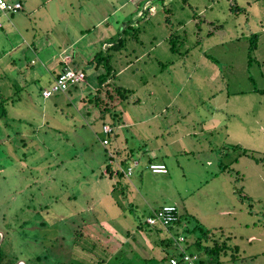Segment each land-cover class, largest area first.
I'll return each mask as SVG.
<instances>
[{"label": "rangeland", "instance_id": "obj_1", "mask_svg": "<svg viewBox=\"0 0 264 264\" xmlns=\"http://www.w3.org/2000/svg\"><path fill=\"white\" fill-rule=\"evenodd\" d=\"M143 1L133 6L132 0H61V7L72 12L74 18L65 15L61 25H54H58L54 33H46L45 27L50 25H40L42 32L18 33L14 40L1 35L7 23L0 27V67L5 70L0 73V93L14 101L11 112L15 110L21 121L9 127L0 122V238L7 229L28 221L30 237L38 236L46 245L54 243L52 264H58L59 257L65 262L88 256L94 264L107 259L106 264L119 254L126 260L160 259L166 252L185 250L193 240L192 232L177 225L172 227L171 242L165 239V233L154 229L137 230L134 211L128 210L127 202L138 207L139 214H145L144 209L140 210L142 199L152 207L174 204L181 226L191 231L197 226V236L200 229L216 233L225 227L233 235L241 234L245 227H240L239 221H264V0H249L244 12L241 0H166L167 5L159 9L154 5L157 0ZM149 2L148 10H143L142 6ZM48 6L54 8L55 3L49 0ZM233 6L241 11L234 17L230 13L234 15L239 10H232ZM135 9L146 16L136 18ZM105 16L99 23L102 25L97 24ZM130 18L139 24L144 45L160 43L156 59L151 58L147 64L139 60V41L127 45L128 50L116 65L121 71L106 81L134 91L128 93V101L121 108L111 111L119 122L103 126L110 131L107 146L113 156L109 163L111 167L120 165L118 168L125 173L123 185L128 197H123L122 185L115 184L116 173L110 175L104 168L102 121L93 122V111L87 107L90 89L96 88V79L94 83L87 81L92 69H86L87 77L82 81L89 87L78 92L81 101H64L56 107L53 103L57 101L53 100L61 97L60 92L49 97L42 94L52 82L44 78V74L48 75L47 65L39 54L47 58L54 53L55 61L70 64L73 57L67 53L71 49L67 44L74 42L81 29H88L85 34L92 35L94 28L101 29L109 23L112 30L106 37L114 38L120 25ZM209 31L213 34L207 35ZM252 33L258 36L254 48L249 45ZM170 38L175 44L170 49L174 53L167 49ZM31 40L38 51L29 45ZM13 42L15 47L9 49L8 43ZM49 42H53L51 47L44 49ZM61 44L68 49L60 52L57 48ZM99 45L105 50L112 44L106 41ZM90 53L87 50L86 55ZM159 77L161 80H157ZM148 101H183V105L170 108L163 122L150 120L141 124L139 116H149L143 110ZM211 110L218 119L209 123L206 119ZM106 117L110 121L108 114ZM17 129L22 130L18 136ZM158 133V137L153 136ZM191 133L196 137L192 138ZM173 139L181 141L182 148L175 144V148L168 149L162 158L168 166L165 173L152 172L146 162L152 156L148 154L151 150L146 147ZM139 143L146 144L144 150L140 149L143 152ZM186 147L188 151L181 152ZM243 149L253 151L258 160L241 153ZM129 150L133 158L127 165L124 160ZM248 204L256 211L254 215L239 212L238 207ZM230 208L236 211V219L233 212L225 214L224 210ZM260 229L264 232V228ZM205 242L212 244L213 240ZM9 243L22 254L16 236ZM188 250L197 251L190 246ZM234 261L264 264V257L255 263L243 258ZM21 263L23 260L17 262Z\"/></svg>", "mask_w": 264, "mask_h": 264}, {"label": "trees", "instance_id": "obj_2", "mask_svg": "<svg viewBox=\"0 0 264 264\" xmlns=\"http://www.w3.org/2000/svg\"><path fill=\"white\" fill-rule=\"evenodd\" d=\"M13 1V0H12ZM161 3H163V8L167 5L164 4V2L166 0H160ZM210 1V0H209ZM254 2H258L259 0H253ZM252 1V2H253ZM211 2H215V1H211ZM241 3L244 4L241 10H243V12L248 8V6L250 5V1L249 0H241ZM241 6V5H239ZM232 10H235V8L237 10L240 11V8L237 6H233L230 7ZM234 11V15L233 13H230V15L232 17H234L236 14L241 13V11ZM142 16V15H141ZM130 21L131 19H129L128 21H126V27H123V31L122 34H124L123 37L119 38L117 40V42L115 43V45L112 46L113 50H126V48H128L127 45L134 43L133 41H139V51L140 50H144L145 48H149L152 45H156V44L152 43L149 46L148 45H144V41L141 38L142 34L140 31V27L139 24L136 25L135 27L130 25ZM212 23V22H210ZM222 25H220L221 27ZM213 32L209 31L207 33V35H212ZM172 36V35H171ZM170 36V37H171ZM139 37V39H138ZM141 38V39H140ZM256 38H258L257 34L252 33L250 35V47L254 48L256 46ZM152 40V39H150ZM148 40V41H150ZM255 40V41H254ZM170 42L171 44L168 46L170 47V49H174L175 44L172 43V40L170 38ZM137 43V42H136ZM157 47L155 46L153 48V53L156 52ZM135 48L132 49L131 52H134ZM152 52H150L147 57H145L147 61H149L151 58L155 59L154 56H152ZM101 56H98L100 55ZM95 57V59H91L90 62H93V69L94 70H99L102 69L101 71H99L95 77H96V88L90 89L89 92V100L87 101V107L92 109L94 117L93 118V122L95 120L100 119L102 121V125H101V130L104 133L103 130V126L105 123H108L112 126H114L115 124H117L119 122L118 118H114L116 117L115 115H113L111 113L112 109H116V107L118 106L119 108H121L120 106L122 104H124V101H128V93L132 92L133 90L130 88H127L125 86H122L120 84H114V83H108L106 82L107 79L109 78L110 75H113V77L116 75L117 72V62L119 61V59L121 60V58H117L115 59L113 57L112 53L106 54L104 55L103 53H100ZM97 58V59H96ZM151 62H154L151 61ZM164 66V64H162ZM86 68L81 69L84 74L85 77H87V73H86ZM65 68H63L56 76H54L52 84L54 82V80L57 78V76L64 70ZM75 71L77 70L76 68H73ZM115 74V75H114ZM87 80V79H86ZM82 83V82H81ZM81 83L78 84H73L71 86H69L66 91L64 92H60L61 97L65 100V102L68 101H72L75 100L79 97V93L80 92V88H82L83 91L87 90L88 83ZM51 84V85H52ZM114 84V85H113ZM134 92V91H133ZM69 103V102H68ZM108 114L109 120L108 121L106 118V115ZM110 114V116H109ZM120 114V113H119ZM6 120H8L6 118ZM21 122V121H18ZM10 123L12 122H8L5 121L4 124L6 125H11ZM16 123V122H14ZM20 130V129H19ZM18 133V131L16 132V134ZM105 136L108 138L110 136L109 134L104 133V137L101 139L102 140L105 138ZM111 143V142H110ZM103 144V143H102ZM104 145V144H103ZM109 145V143L107 144ZM107 145H104L105 147V156H106V163L104 165V168L106 169V171L110 174L113 175L114 173H116L117 175V180L116 181V185H122V191L121 194L123 197H128V194H126V189L125 186L123 185V182H125V173L122 169L118 168L120 167V165H118V167L114 166V170L113 166L111 167L109 160L112 159L111 156L112 153L110 152V149ZM243 154H248L250 157H252V159H254L255 161H257L258 159L254 156V152H247V150L243 149L242 152ZM131 155V154H129ZM131 158H133V156H128L127 160H124V164L129 165L131 163ZM236 160V159H235ZM262 161V159H261ZM122 168V167H121ZM243 198L245 199L246 196L244 195ZM241 197V199H243ZM243 199V200H244ZM127 207L128 210L130 211H134L133 214V220H134V224L137 230H141L143 227H148L151 229H154L155 232L157 233H165L164 237L165 239L168 240V242H171V230L172 227L178 224L181 225V219H180V215L178 212V216H177V220H175V222H173L172 224H169L168 227H163L161 224L159 223H155L153 225H148L147 224V218L148 216L153 215L155 212H158L162 206L159 207H154V209H152L150 212H146L139 214L137 212L138 207L134 206V205H130L129 202H127ZM251 205V204H249ZM130 207V208H129ZM28 221H22L21 223H19L18 225L12 226L14 229L10 230L7 229L6 232L2 233L3 235V240L0 243V264H17V262H19L20 260H23V263L21 264H52L54 263V261H52L53 259H55V251L54 248H52V246L54 245V243L50 244V245H46L43 243V240L40 239L38 236H32L30 237V234L28 232V230L30 229L29 227H31V224L27 223ZM42 225H44V223H42ZM194 230L191 231V228L187 227L186 225H184L182 227L183 231L188 232H194L196 234V229L197 226L195 228H193ZM177 231V230H176ZM200 234L195 237V240L193 242V245L196 246V252L194 251H189L188 250V246L187 248H185V250L180 251H173L171 254H168V252L165 253V256L157 259L155 257H151V258H140L139 260H133V259H128L126 260V258H124V255H116L115 257L111 258L106 264H160L159 262H163L164 264H170L169 262V258L171 256H176L179 259V264H184V262L182 261V257L184 254L189 253L190 255H194L197 254V264H223L224 262L226 263L227 261H234L236 258H241L242 256L240 255L239 252V248L237 245L235 244H229L228 241L224 238L221 237H215L214 232L211 233V231L209 230H202L200 229ZM180 233V232H179ZM176 235H179L178 233L175 232ZM16 236L17 238V243L20 244L21 246V253L19 254V252L10 247V241L14 239V237ZM162 237V236H161ZM213 240L212 244H210L208 241L209 240ZM6 241V243L4 244V242ZM205 241H207L208 243H206ZM39 243H42V245L40 244V247H38ZM17 244V245H18ZM56 245V243H55ZM191 246V245H190ZM10 247V248H9ZM38 248V249H37ZM12 250V252H11ZM34 250V253H32V251ZM37 250V251H35ZM187 250V251H186ZM83 251V250H82ZM55 252V253H54ZM85 252L86 255H88V251H83ZM205 257V259H204ZM60 260H57L56 263L58 264H94V261L92 260L91 257L88 256L87 259H80V260H69V261H65L64 259L59 257ZM209 260L207 262V260ZM107 261V259H100V261L95 264H105V262Z\"/></svg>", "mask_w": 264, "mask_h": 264}, {"label": "crops", "instance_id": "obj_3", "mask_svg": "<svg viewBox=\"0 0 264 264\" xmlns=\"http://www.w3.org/2000/svg\"><path fill=\"white\" fill-rule=\"evenodd\" d=\"M10 1H12V0H10ZM13 1L21 3L22 7L20 9H18L17 11H14L12 13L1 15L0 16V23H1L0 27L3 28V26H4L3 24L7 23V25H6L7 28L4 31L2 30L1 35L4 37H8V35H9V37L12 39L14 38V40L16 39V36L18 35V33H21V34L27 33L29 30L32 32H36L39 29H40L39 32H42L43 27H41L40 25H46V26L50 25L49 27H45L46 33L47 34L48 33H54L53 29H55V31L58 30L57 29L58 25H57V27H54V25L57 23L61 25V20L64 19L63 17L65 15L68 14V19L74 18V15L72 12H66L61 7V5H62V4L60 5L61 0H52V2L55 3L54 8H51L48 6L49 0H13ZM139 1L142 2L143 0H138V1L132 0L131 3L133 6H136L139 3ZM145 1L146 0H144L143 3ZM168 1L167 2L165 1L164 4L168 3ZM149 4H151V2H149L147 4L148 6H146V7H144V5H143L142 9L144 10V9H147V7H150ZM154 5H155L156 9H159L162 7L163 3H161L160 0H157V4L154 3ZM131 11H133V10H131ZM135 11H136V9H135ZM135 13L138 14L136 16V18L142 17L144 15L143 12L140 10H139V12L137 10ZM87 14H89L88 11H87ZM129 14L131 16L132 12H129ZM141 14H142V16H141ZM145 16H146V14L142 18H144ZM105 19H106V16L103 17L97 24L101 23ZM130 19H131L130 25L136 26L134 19L133 18H130ZM99 25H102V24H99ZM124 25H126V24L122 23V25H120L121 28H119L117 34L115 32L116 36L114 35V38L112 36L110 38L106 37V33L110 32L112 30V29H110L111 24H109V23H107L101 29L94 28L93 30H95L94 31L95 33H93L92 35H88V34L86 35L85 34V32L88 29H86V28L81 29V33L77 37H75L74 42H70L69 44H67L71 47V49H69L67 53L71 52V55L73 57L70 64L69 63L63 64L62 60L59 58H58L59 62L55 61V54L54 53H51L48 56H46L47 58H43L45 56H43L42 53L39 54V58L43 59L41 61H43V62L45 61V65H47L46 73L48 75L45 76V74H44V78L47 79V83H49L50 81L52 82L54 76H56L63 68H66L67 66H71V67L76 68V69H83L85 67H87L86 69H92L91 73H90V74H92V77L89 76L87 81L89 83H94V81L96 79L95 75L99 71L94 70L92 68L93 62H90L91 59H95V57L101 56L100 53H103L104 55L112 53L113 57L115 59H117V58H121L122 53L126 52L128 50V48H126V50H123V51L112 49V46L115 45L117 40L124 36V34H122ZM62 29H63V27H62ZM119 34H121V35H119ZM93 35H94V37H92ZM33 39H35V37ZM106 41L111 43L112 45L109 46L105 50L100 49L99 44L102 42V46H103V44L106 43ZM52 43L53 42H49V43L45 44L44 49L49 48V46L51 47ZM159 43H160V41H157L156 45H154V46L152 45L149 48H145L144 50L139 51V60H141V64H147L146 63L147 60H145L146 59L145 57H147V55L153 51V48L155 46L158 48ZM29 45L32 46V48L35 51H38V48L35 46L34 40H31L29 42ZM8 46H9V49H12L13 47L16 46V41H15V46H14V42L11 44L8 43ZM60 46H62V44ZM60 46L57 48L60 52L67 48V47L65 48L63 46L61 48ZM77 49L79 51H77ZM167 49L169 50L170 53H174L173 50H170L169 46H167ZM87 50H91L90 55H86ZM98 54H100V55H98ZM158 54H159V52H157V50L154 53L152 52V56H154L155 59H156V56ZM15 55L17 57L19 56L18 53H16ZM119 61H120V59H119ZM153 63H159V60H155ZM162 67L163 66L161 63V68ZM117 70H118V67H117ZM120 71L121 70L117 71L116 74L119 73ZM3 72H5L4 68L0 67V73H3ZM108 80H109V78H108ZM157 80H161V77H159ZM32 81H33V79H32ZM81 86H82V84H81ZM45 87H49V86H45ZM45 87H43V88H45ZM8 96H10V93ZM5 98L6 97L0 93V108H1L0 109V122L2 121V123H5V121H8V122L20 121V118L16 117L19 115L16 114L15 110H14V112H11L13 110L12 107L16 104L14 103V101H8ZM154 98H156V95ZM3 99L5 101H1ZM75 100L81 101V100H79V98L75 99ZM53 101H57V102H54L53 104L56 107H58V105L63 104L65 100L62 97L58 96V97H55V99ZM59 101H62V102L59 103ZM140 103L141 102L139 101V104ZM225 103L227 104V102H225ZM215 104H216L215 102H212L213 106ZM146 105H149L151 108H146ZM180 105H183V101H168V103H160V101H148V103L145 102L144 103L145 108L143 110L148 112L149 116L143 117V118H141L139 116V123L142 124V123H145V122L150 121V120H157L158 123L161 121L163 122L166 119H168L167 116H169V115H167V113L170 111V108H172V107L174 108L175 106H180ZM158 106H160V107H158ZM195 106H197V104H195ZM45 110H46V108H45ZM176 110L179 111L178 108H176ZM221 111L225 112L223 109ZM209 116L210 117L206 119L207 121H209V123H210L211 119H218V118H216L215 112H213L212 110L210 111ZM6 118L8 120H6ZM205 121H202V123H205ZM4 125L6 127H9V125H6V124H4ZM202 127L204 129H206L205 126L202 125ZM0 129L2 130L1 126H0ZM17 131H18V133H17V136H18V135H20L22 130H19V129L15 130V132H17ZM159 135H160V133L153 135V136L158 137ZM194 135H196V133H191L192 138L196 137ZM145 143L147 144V142H145ZM180 143H181V141H177L174 139L171 141H165L162 144L148 145L147 147H146V144L143 145V143H139V150L143 149L145 147L149 148L151 151L149 153L148 152L147 153L151 154L152 156L149 157L146 162H148V164L149 163L150 164L151 163L163 164L166 166V169H168L167 163L164 160H162V158L168 154V152H169L168 149L171 147H174L175 144H176V146L179 144L178 145L179 148H182L183 143L182 144H180ZM235 143L239 144L242 142H235ZM232 145H234V144H232ZM189 146H191V145L189 144ZM188 148L189 147L182 149L181 152L188 151L187 150ZM143 150H140V151L143 152ZM129 154H131V155H129ZM155 154H157V155H155ZM128 156H133L132 150L128 151ZM159 158H161V159H159ZM235 159L236 160L234 162L237 161V158H235ZM142 200L141 201L139 200V204L142 205L140 210L144 209L146 212H150L152 209H154V207H152L150 205V203L148 201H146V199H142ZM170 205H172V204H170ZM252 208H253V206L248 204L246 207H244V205H242L241 207H238V210L242 214L254 215L253 212H256V211H253ZM231 209L234 210V208H230V210H224V212H226L225 213L226 215L228 213L233 212V216L235 217L234 219H236L237 213L235 210L231 211ZM255 219H256V217H255ZM239 225H240V227H245V230L241 234H234L233 235L232 231L228 227L221 228L218 232H216L214 234L216 237H221V238L226 239L229 244H231V241H233V244L237 245L239 248L240 255L242 256L241 258H243L244 260L255 263V262L259 261V258L264 257V232L260 229V228H264V221L262 222L261 220H258V219L252 220L250 222H240L239 221ZM182 227L183 226L178 224L179 229L180 228L182 229ZM192 233H193V237L191 239H193V240H189V242H190L189 246L192 245L190 247L197 249L196 246L193 245V242L195 240L196 235H194L195 234L194 232H192ZM231 236H233V237L231 238ZM238 239H239V243L237 242ZM241 242H242V244H240ZM187 246H188V244H187ZM187 246H186V248H187ZM223 264H236V263H235V261H227L226 263L224 262Z\"/></svg>", "mask_w": 264, "mask_h": 264}, {"label": "built area", "instance_id": "obj_4", "mask_svg": "<svg viewBox=\"0 0 264 264\" xmlns=\"http://www.w3.org/2000/svg\"><path fill=\"white\" fill-rule=\"evenodd\" d=\"M21 3L16 1H10V0H0V16L5 15L8 13H12L14 11H17L20 9ZM85 78V74L82 71H75L74 69H68L65 68L54 80L53 84L50 85L49 88L44 89L42 91V94L44 97H49L55 92H64L66 89L73 85L81 83ZM104 133L109 134L110 131L103 129ZM102 143L104 145H107L108 138L105 136V138L102 140ZM129 169L132 171L133 168L129 167ZM150 169L154 173H165L166 172V166L163 164H156L151 163ZM178 216V208L176 205H164L162 208L155 212L153 215L148 216L147 218V224L153 225L155 223L161 224L163 227H168L169 224H172L177 220ZM180 251H183L180 249ZM196 258L197 255H190L189 253H186L181 258L184 264H196ZM170 264H179V259L175 257L170 258Z\"/></svg>", "mask_w": 264, "mask_h": 264}, {"label": "water", "instance_id": "obj_5", "mask_svg": "<svg viewBox=\"0 0 264 264\" xmlns=\"http://www.w3.org/2000/svg\"><path fill=\"white\" fill-rule=\"evenodd\" d=\"M2 240H3V235H2V233H1L0 243L2 242Z\"/></svg>", "mask_w": 264, "mask_h": 264}]
</instances>
